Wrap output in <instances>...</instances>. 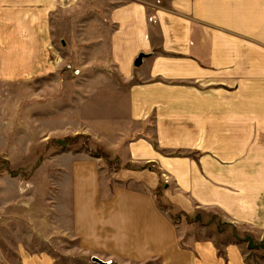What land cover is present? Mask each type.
I'll use <instances>...</instances> for the list:
<instances>
[{
	"label": "crops",
	"instance_id": "obj_1",
	"mask_svg": "<svg viewBox=\"0 0 264 264\" xmlns=\"http://www.w3.org/2000/svg\"><path fill=\"white\" fill-rule=\"evenodd\" d=\"M19 1L75 3L67 50L89 89L74 113L118 164L77 156L59 189L58 240L43 233L19 264H264V0ZM34 19L25 44L6 46L26 50L23 62L4 58L1 31L0 83L3 68L13 81V68L36 67L49 29ZM58 121L63 138L66 108ZM207 213L247 240L213 233L198 219Z\"/></svg>",
	"mask_w": 264,
	"mask_h": 264
},
{
	"label": "rangeland",
	"instance_id": "obj_2",
	"mask_svg": "<svg viewBox=\"0 0 264 264\" xmlns=\"http://www.w3.org/2000/svg\"><path fill=\"white\" fill-rule=\"evenodd\" d=\"M124 1L114 0L115 3ZM91 2L80 0L78 6L83 5L88 9ZM72 5L74 6L60 11L58 7L50 10L42 2L0 0V33L2 31L4 58L9 59L15 54L22 62L27 60L26 50L9 52L6 51V46L10 39L16 42L15 46L25 44L28 39L27 27L34 26L36 22L41 23V20L35 21L36 14L39 13L44 18L49 29L45 48L35 52L36 67L13 68V81L10 80V69L3 68L0 83L2 264H19L22 252L41 250L43 244L39 239L43 233L50 231L53 238L58 240L55 235H58L60 226L57 209L59 189L69 183V172L72 171L74 160L79 159L77 156L98 157L102 170L118 165L116 160L110 159L104 148H100L101 141L88 135L90 124L84 119H89L90 116L80 118V115L74 113L76 93L82 88L89 89V82L85 80L89 73L85 72L86 68L84 70L75 63L72 53L67 50V45L69 41L73 43L74 36L64 18L71 8L75 10V3L72 2ZM17 12L23 13V19L15 16ZM18 69L20 71L16 72ZM65 108L67 129L66 132H61L63 136L65 134L62 138L58 132V113ZM109 139L101 140L114 143L113 138ZM172 216L175 220L192 221L183 218L181 214ZM198 219L213 233L247 240L245 232L222 222L217 215L207 213ZM48 223L51 224L50 227ZM52 245L57 247L59 244L56 242Z\"/></svg>",
	"mask_w": 264,
	"mask_h": 264
},
{
	"label": "water",
	"instance_id": "obj_3",
	"mask_svg": "<svg viewBox=\"0 0 264 264\" xmlns=\"http://www.w3.org/2000/svg\"><path fill=\"white\" fill-rule=\"evenodd\" d=\"M144 57H146L145 54H143V53H139V54L137 55V57L134 59L133 65H134L135 67H139V66H141V64H142V59H143ZM92 262H94V263H96V264H108V263H106V262H104V261H102V260H99V259H97V258H92Z\"/></svg>",
	"mask_w": 264,
	"mask_h": 264
},
{
	"label": "trees",
	"instance_id": "obj_4",
	"mask_svg": "<svg viewBox=\"0 0 264 264\" xmlns=\"http://www.w3.org/2000/svg\"><path fill=\"white\" fill-rule=\"evenodd\" d=\"M187 218L190 220L191 218L187 216ZM192 220V219H191Z\"/></svg>",
	"mask_w": 264,
	"mask_h": 264
}]
</instances>
